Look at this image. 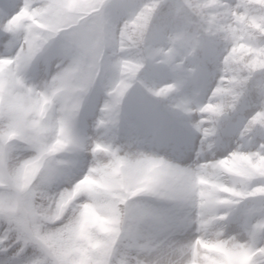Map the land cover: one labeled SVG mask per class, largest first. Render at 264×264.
Returning a JSON list of instances; mask_svg holds the SVG:
<instances>
[{
    "label": "clouds",
    "instance_id": "1",
    "mask_svg": "<svg viewBox=\"0 0 264 264\" xmlns=\"http://www.w3.org/2000/svg\"><path fill=\"white\" fill-rule=\"evenodd\" d=\"M151 4L0 19V264H264V0Z\"/></svg>",
    "mask_w": 264,
    "mask_h": 264
},
{
    "label": "snow or ice",
    "instance_id": "2",
    "mask_svg": "<svg viewBox=\"0 0 264 264\" xmlns=\"http://www.w3.org/2000/svg\"><path fill=\"white\" fill-rule=\"evenodd\" d=\"M2 2H3V0H0V3H2ZM30 3H31V0H23V4L19 7V9L16 10V11H12V14L9 16L8 15V11L15 9L16 8V4H15V0H7L6 4H4V7H0V13H3L4 15L8 16V20L11 22V24L15 25L16 21L20 17L30 16L31 15V13L29 11ZM159 3H160V0H152V4H151V6L148 9V14H150V12L153 9L158 7ZM5 9H7V11H5ZM144 15L146 16L147 14H144ZM124 70L125 71H133V69L131 67H129L128 65L124 66ZM251 155L256 156L257 157V161L264 160V155H261L259 152L252 153ZM245 158H249V157H245Z\"/></svg>",
    "mask_w": 264,
    "mask_h": 264
},
{
    "label": "rangeland",
    "instance_id": "3",
    "mask_svg": "<svg viewBox=\"0 0 264 264\" xmlns=\"http://www.w3.org/2000/svg\"><path fill=\"white\" fill-rule=\"evenodd\" d=\"M15 4H16V8L13 10H9L8 11V15L10 16L12 14V11H16L19 9V7L23 4V0H15ZM5 15L3 13H0V19H2ZM231 146V145H230ZM223 154H225V151L222 150L220 152L217 153V158H219L220 156H222ZM184 162V161H182ZM190 162V161H188Z\"/></svg>",
    "mask_w": 264,
    "mask_h": 264
},
{
    "label": "trees",
    "instance_id": "4",
    "mask_svg": "<svg viewBox=\"0 0 264 264\" xmlns=\"http://www.w3.org/2000/svg\"><path fill=\"white\" fill-rule=\"evenodd\" d=\"M118 2H121V3H129L130 0H118Z\"/></svg>",
    "mask_w": 264,
    "mask_h": 264
}]
</instances>
